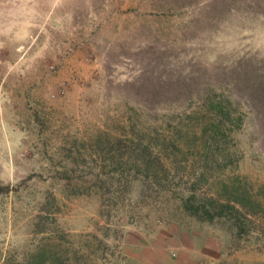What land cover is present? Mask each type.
<instances>
[{
	"label": "rangeland",
	"instance_id": "obj_1",
	"mask_svg": "<svg viewBox=\"0 0 264 264\" xmlns=\"http://www.w3.org/2000/svg\"><path fill=\"white\" fill-rule=\"evenodd\" d=\"M52 259L264 264V0H0V264Z\"/></svg>",
	"mask_w": 264,
	"mask_h": 264
},
{
	"label": "trees",
	"instance_id": "obj_2",
	"mask_svg": "<svg viewBox=\"0 0 264 264\" xmlns=\"http://www.w3.org/2000/svg\"><path fill=\"white\" fill-rule=\"evenodd\" d=\"M180 204L182 210L188 216L193 217L198 221L213 222L216 219H225L231 221L237 232L247 233L249 231L248 228L251 223V220L247 215L249 212H243V209L246 208L241 204L238 198L221 202L213 196L200 197L190 193L181 200ZM46 260H43L38 264H60L54 259L49 262H45Z\"/></svg>",
	"mask_w": 264,
	"mask_h": 264
}]
</instances>
